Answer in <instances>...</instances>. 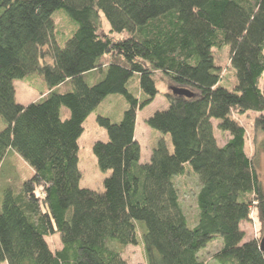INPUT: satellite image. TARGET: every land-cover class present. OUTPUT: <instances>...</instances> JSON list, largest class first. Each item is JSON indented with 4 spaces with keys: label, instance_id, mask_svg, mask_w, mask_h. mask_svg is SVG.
<instances>
[{
    "label": "trees",
    "instance_id": "16d2710c",
    "mask_svg": "<svg viewBox=\"0 0 264 264\" xmlns=\"http://www.w3.org/2000/svg\"><path fill=\"white\" fill-rule=\"evenodd\" d=\"M58 10L76 25L69 36L56 29ZM104 20L110 33L102 35ZM223 48L231 88L221 71L202 67ZM32 73L49 89L19 103L15 80ZM263 80L264 0H0V264H130L113 240L137 245L139 222L146 264H211L201 253L215 242L213 264H264L261 239L244 241L241 228L253 211L264 224V180L239 120L255 114L264 134ZM159 93L170 106L165 130L141 162L137 117ZM112 94L128 107L118 122L97 117L108 139L93 152L110 172L100 191L81 186L79 139ZM214 120L230 135L223 145ZM14 154L33 167L30 178ZM188 173L200 181L194 219L177 184ZM56 233L62 248L52 250L47 238Z\"/></svg>",
    "mask_w": 264,
    "mask_h": 264
},
{
    "label": "rangeland",
    "instance_id": "374dc122",
    "mask_svg": "<svg viewBox=\"0 0 264 264\" xmlns=\"http://www.w3.org/2000/svg\"><path fill=\"white\" fill-rule=\"evenodd\" d=\"M55 16L56 29L62 31L65 36L71 35L76 25L70 19V17L62 10L56 11ZM109 31L110 25L106 20H104L100 33L103 35L110 33ZM202 67L207 71L214 69L216 71H221L227 86L231 88L234 82V72L231 67L230 51L228 48H223L222 50L216 51L214 59L204 63ZM137 77L138 76L135 75L129 82V89L135 94H137L139 91ZM158 80L160 89H162L163 92L170 90L169 85L165 81L161 80L160 75L158 76ZM14 85L16 88L17 102L22 104H30L40 100L43 94L49 89L46 79L39 73L29 74L24 80H15ZM127 107L128 103L123 95L112 94L106 97L99 107L85 121V130L79 139V168L82 172V187L103 191L104 179L110 174L109 171H103L100 169L97 157L93 152V145L96 141L108 139L107 131L98 124L97 117L99 115L108 116L114 122H118L120 121V118L123 116V113ZM169 108V102L167 101L165 95L159 93L149 106L139 111L136 136L141 146V162L149 160V154L151 152L150 140L154 135H156L155 133L159 131L164 132V122L166 120ZM159 115L162 116V118L158 121H155L154 119L158 118ZM255 116V114H251L250 116H242L239 118V120L247 128V152L250 155H257L260 174L264 180V151L261 147L264 134L261 132H256V128L254 126ZM213 122L218 142L223 145L230 138V135L218 129L217 120H214ZM3 123L4 120L0 118V130ZM11 162L18 170L21 178L28 179L34 174L33 167L21 155L14 154L11 157ZM177 184L180 188L183 206L190 219H194L197 214L196 193L200 186V181L196 175L188 173L184 176L178 177ZM141 226L146 229L144 222H139V243L137 245L123 246L117 241L113 240L115 246L121 248L123 257L130 264L147 263ZM241 228L246 233V238L244 241H249L253 238L262 239L264 235V224L258 218L256 211H253L249 221H244L241 224ZM47 240L52 250H58L62 248V241L59 233L49 236ZM218 248V242L211 244L209 248L201 253V257L213 264L214 262L212 255ZM1 264H9V262L4 261Z\"/></svg>",
    "mask_w": 264,
    "mask_h": 264
},
{
    "label": "water",
    "instance_id": "95a60500",
    "mask_svg": "<svg viewBox=\"0 0 264 264\" xmlns=\"http://www.w3.org/2000/svg\"><path fill=\"white\" fill-rule=\"evenodd\" d=\"M172 92L174 94H178V95H184V96H187V97H192L193 96V93L185 88H180V87H172ZM261 248L264 250V235L261 239Z\"/></svg>",
    "mask_w": 264,
    "mask_h": 264
},
{
    "label": "crops",
    "instance_id": "0c3cea01",
    "mask_svg": "<svg viewBox=\"0 0 264 264\" xmlns=\"http://www.w3.org/2000/svg\"><path fill=\"white\" fill-rule=\"evenodd\" d=\"M138 119H139V114H138V117H137V122H138ZM4 126H5V122L2 124V128H4ZM1 128V129H2ZM136 129H137V125H136ZM137 135V134H136ZM136 139L138 140V138H137V136H136ZM138 142H139V140H138ZM150 150H151V147H150ZM150 155H151V152H150V154H149V158H150Z\"/></svg>",
    "mask_w": 264,
    "mask_h": 264
}]
</instances>
